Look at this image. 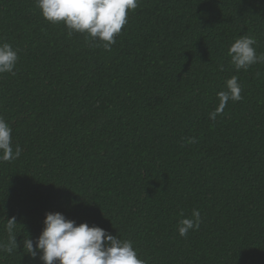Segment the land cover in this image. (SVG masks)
I'll return each mask as SVG.
<instances>
[{"label":"trees","instance_id":"16d2710c","mask_svg":"<svg viewBox=\"0 0 264 264\" xmlns=\"http://www.w3.org/2000/svg\"><path fill=\"white\" fill-rule=\"evenodd\" d=\"M241 36L264 54V0H138L111 51L36 0H0V43L19 50L0 116L22 149L0 161V242L15 216L19 243L0 264H43L22 241L56 211L148 264H264V63L236 70ZM233 75L242 99L212 120Z\"/></svg>","mask_w":264,"mask_h":264},{"label":"clouds","instance_id":"9594fccd","mask_svg":"<svg viewBox=\"0 0 264 264\" xmlns=\"http://www.w3.org/2000/svg\"><path fill=\"white\" fill-rule=\"evenodd\" d=\"M36 4L47 21H63L69 35L72 32L84 33L111 51V45L116 43L115 37L127 23L128 11L137 8L138 0H36ZM255 44L254 37L241 36L230 45L228 55L237 71L264 63V54H256ZM18 51L7 42L0 43V74H14ZM241 90L235 75L227 79L226 89L217 93L219 104L209 113V118L215 120L222 114L229 100H241ZM11 133V127L0 116V161H11L21 154L19 145L13 149ZM188 142L196 141L189 138ZM200 223V212L193 210L191 218L179 221V235L187 236L190 230H198ZM43 224L35 241L28 236L22 241L24 252L33 258L39 256L43 264H148L138 256L130 240L120 239L99 226H89L87 222L77 224L59 211L47 212ZM17 225L15 216L7 219L8 240L0 242V252L11 254L17 250Z\"/></svg>","mask_w":264,"mask_h":264}]
</instances>
